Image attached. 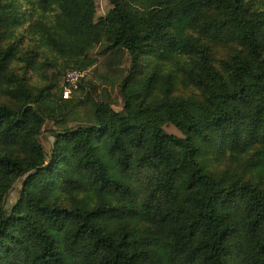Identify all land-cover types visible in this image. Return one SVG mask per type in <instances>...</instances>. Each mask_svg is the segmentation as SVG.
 <instances>
[{
    "label": "trees",
    "instance_id": "16d2710c",
    "mask_svg": "<svg viewBox=\"0 0 264 264\" xmlns=\"http://www.w3.org/2000/svg\"><path fill=\"white\" fill-rule=\"evenodd\" d=\"M108 1L0 0V264H264V7Z\"/></svg>",
    "mask_w": 264,
    "mask_h": 264
},
{
    "label": "rangeland",
    "instance_id": "374dc122",
    "mask_svg": "<svg viewBox=\"0 0 264 264\" xmlns=\"http://www.w3.org/2000/svg\"><path fill=\"white\" fill-rule=\"evenodd\" d=\"M263 1L264 0H256V3L258 5H261L262 7H264ZM96 4H97V18H99L101 16H105V14L108 12V10L112 7V5L110 4V2L108 0H96ZM25 6H26V3L23 4V8H25ZM20 12H21V10H20ZM23 14H25L27 19L31 18V12L30 11L27 13H23ZM27 24H28V21H27ZM21 33L22 32L19 30V32L17 33V37L21 36ZM2 34L3 33H0V36H2ZM8 41H9V39H6L5 44ZM94 52H96V50L92 51V53H94ZM224 52H225L224 48H221V51L219 53L222 54ZM130 66H131V60H130V57H128L125 60L124 68L128 69V68H130ZM87 73H88L87 80L89 79V83L85 85L86 88L83 90H80V91H73V94H72L73 97H79L78 100H81V102H83V100H86L90 96H94L96 98H101V96L103 94L101 87H99V89H97V90H94L91 87L92 84H94L96 82L95 67L90 68L87 71ZM87 80H85V81H87ZM176 92L182 93V94H190V93H192V88H186L184 86H179ZM109 93L111 95L110 100L113 102L115 108L121 109L124 106V101H123V97L121 95L120 89L118 87L112 88ZM45 128H46V131H44L42 133V135L40 137V141L43 144L45 150L48 152V154H51L54 138H53L50 130L52 128H54L53 122L51 120H48ZM164 128L167 132H169L171 134L182 136V133L172 124H166L164 126ZM210 156L214 159L216 157L213 153H211ZM235 165L239 171H242V172L246 171L247 172V170H244V168L246 167V159L243 161L242 164L239 163V164H235ZM20 188H21V181L17 182L15 187L9 193L7 200H6L8 211L11 209V207L17 201V199L20 195Z\"/></svg>",
    "mask_w": 264,
    "mask_h": 264
},
{
    "label": "built area",
    "instance_id": "2783aa9c",
    "mask_svg": "<svg viewBox=\"0 0 264 264\" xmlns=\"http://www.w3.org/2000/svg\"><path fill=\"white\" fill-rule=\"evenodd\" d=\"M86 75V70L74 69L68 72L65 78L64 98H69L72 95V91L78 87V84Z\"/></svg>",
    "mask_w": 264,
    "mask_h": 264
}]
</instances>
